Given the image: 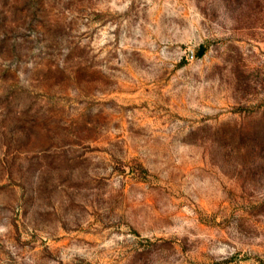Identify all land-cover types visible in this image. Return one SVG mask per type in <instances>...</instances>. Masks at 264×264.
Returning <instances> with one entry per match:
<instances>
[{"label":"rangeland","instance_id":"rangeland-1","mask_svg":"<svg viewBox=\"0 0 264 264\" xmlns=\"http://www.w3.org/2000/svg\"><path fill=\"white\" fill-rule=\"evenodd\" d=\"M0 264H264V0H0Z\"/></svg>","mask_w":264,"mask_h":264}]
</instances>
